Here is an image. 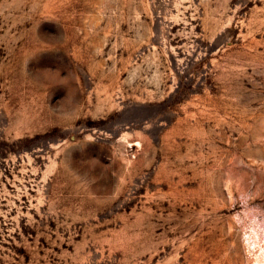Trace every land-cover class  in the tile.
<instances>
[{"label":"rangeland","instance_id":"rangeland-1","mask_svg":"<svg viewBox=\"0 0 264 264\" xmlns=\"http://www.w3.org/2000/svg\"><path fill=\"white\" fill-rule=\"evenodd\" d=\"M254 219L264 0H0V264H254Z\"/></svg>","mask_w":264,"mask_h":264},{"label":"bare ground","instance_id":"bare-ground-1","mask_svg":"<svg viewBox=\"0 0 264 264\" xmlns=\"http://www.w3.org/2000/svg\"><path fill=\"white\" fill-rule=\"evenodd\" d=\"M253 223L251 230L245 233L247 247L255 255L254 264H264V223L262 224L260 220Z\"/></svg>","mask_w":264,"mask_h":264}]
</instances>
